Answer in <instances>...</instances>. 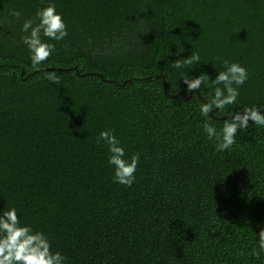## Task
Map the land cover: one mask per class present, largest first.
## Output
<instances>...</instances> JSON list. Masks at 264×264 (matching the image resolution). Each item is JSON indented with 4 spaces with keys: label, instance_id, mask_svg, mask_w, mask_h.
<instances>
[{
    "label": "trees",
    "instance_id": "trees-1",
    "mask_svg": "<svg viewBox=\"0 0 264 264\" xmlns=\"http://www.w3.org/2000/svg\"><path fill=\"white\" fill-rule=\"evenodd\" d=\"M45 2L0 0V208L67 264H264V129L216 152L199 115L211 89L179 80L239 62V105L264 106V0H53L69 35L33 68L5 17ZM191 53L202 65L172 67ZM214 115L219 131L228 117ZM105 130L140 154L131 188L111 179Z\"/></svg>",
    "mask_w": 264,
    "mask_h": 264
},
{
    "label": "clouds",
    "instance_id": "clouds-1",
    "mask_svg": "<svg viewBox=\"0 0 264 264\" xmlns=\"http://www.w3.org/2000/svg\"><path fill=\"white\" fill-rule=\"evenodd\" d=\"M5 19L9 23H19V32L22 34L20 43L26 49L33 68L48 61L56 51L55 43L48 41H63L69 35L64 17L53 0H46L45 5L37 8L30 18H23L20 10L9 8ZM171 63L178 70L185 65H202L199 53H191ZM221 64L222 70H215L214 78L205 72L189 78L185 72L179 79L186 86V95L193 94V90L200 94L202 85L211 89V99L202 98L199 105V115L202 117L200 126L218 153L231 149L237 142V134L247 130L250 125L264 129V106H241L238 103L240 89L249 79L248 69L239 62L224 60ZM45 78L50 84L60 85L54 75H46ZM216 112H224V116L228 117L219 131L211 123L215 120L213 117H216ZM96 142L107 150L106 162L112 170V181L131 188L136 181L140 154L126 157L125 147L114 130L101 131ZM253 236L255 247L252 257L264 260V228L258 233L253 232ZM0 264H67V257L58 250L53 251L52 243L43 231H36L28 224L22 225L18 209L10 206L7 209L0 208Z\"/></svg>",
    "mask_w": 264,
    "mask_h": 264
}]
</instances>
